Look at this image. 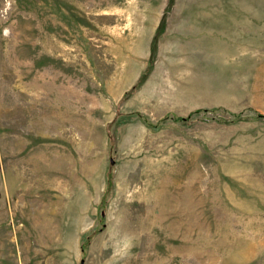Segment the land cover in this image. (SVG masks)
Listing matches in <instances>:
<instances>
[{"label":"rangeland","instance_id":"374dc122","mask_svg":"<svg viewBox=\"0 0 264 264\" xmlns=\"http://www.w3.org/2000/svg\"><path fill=\"white\" fill-rule=\"evenodd\" d=\"M0 264H264V0H0Z\"/></svg>","mask_w":264,"mask_h":264}]
</instances>
